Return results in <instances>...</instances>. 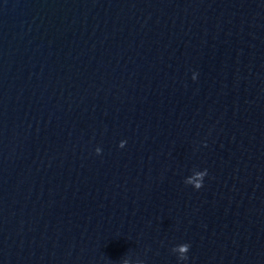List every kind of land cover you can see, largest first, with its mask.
Instances as JSON below:
<instances>
[{
    "label": "water",
    "instance_id": "obj_1",
    "mask_svg": "<svg viewBox=\"0 0 264 264\" xmlns=\"http://www.w3.org/2000/svg\"><path fill=\"white\" fill-rule=\"evenodd\" d=\"M264 264V0H0V264Z\"/></svg>",
    "mask_w": 264,
    "mask_h": 264
},
{
    "label": "clouds",
    "instance_id": "obj_2",
    "mask_svg": "<svg viewBox=\"0 0 264 264\" xmlns=\"http://www.w3.org/2000/svg\"><path fill=\"white\" fill-rule=\"evenodd\" d=\"M125 264H127V262L125 261Z\"/></svg>",
    "mask_w": 264,
    "mask_h": 264
}]
</instances>
